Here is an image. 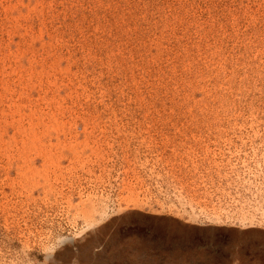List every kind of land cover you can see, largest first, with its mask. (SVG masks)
<instances>
[{
    "label": "rangeland",
    "instance_id": "rangeland-1",
    "mask_svg": "<svg viewBox=\"0 0 264 264\" xmlns=\"http://www.w3.org/2000/svg\"><path fill=\"white\" fill-rule=\"evenodd\" d=\"M0 264H264V0H0Z\"/></svg>",
    "mask_w": 264,
    "mask_h": 264
},
{
    "label": "bare ground",
    "instance_id": "bare-ground-1",
    "mask_svg": "<svg viewBox=\"0 0 264 264\" xmlns=\"http://www.w3.org/2000/svg\"><path fill=\"white\" fill-rule=\"evenodd\" d=\"M195 220V219H194Z\"/></svg>",
    "mask_w": 264,
    "mask_h": 264
}]
</instances>
